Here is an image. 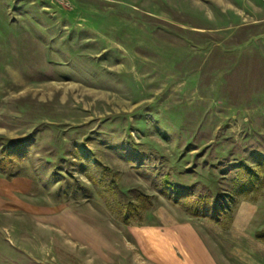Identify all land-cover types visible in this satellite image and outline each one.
<instances>
[{"label":"rangeland","instance_id":"1","mask_svg":"<svg viewBox=\"0 0 264 264\" xmlns=\"http://www.w3.org/2000/svg\"><path fill=\"white\" fill-rule=\"evenodd\" d=\"M1 160L31 186L0 214V264H187L184 224L219 264H264V0H0ZM165 177L221 196L222 224ZM141 194L123 225L108 203Z\"/></svg>","mask_w":264,"mask_h":264},{"label":"trees","instance_id":"2","mask_svg":"<svg viewBox=\"0 0 264 264\" xmlns=\"http://www.w3.org/2000/svg\"><path fill=\"white\" fill-rule=\"evenodd\" d=\"M4 160V159H3ZM1 160V163L4 161ZM243 181L239 186L240 193H246L254 188L250 176L251 172H247L243 167ZM164 189L162 195L174 204L181 206L192 217L207 219L216 225H221L224 216L229 212V204L222 201L221 196H215L213 193L197 194L193 188H180L178 185L170 183L169 178L165 177L163 180ZM139 201V202H138ZM138 203L121 204L120 202L113 201L108 203L109 210L116 215L118 220L125 226H130L132 223L141 224L144 222V213L147 211V206L153 205L150 196L141 194L137 197ZM149 210V209H148ZM228 219L233 220L232 217ZM255 238L264 243V230L255 234Z\"/></svg>","mask_w":264,"mask_h":264},{"label":"crops","instance_id":"3","mask_svg":"<svg viewBox=\"0 0 264 264\" xmlns=\"http://www.w3.org/2000/svg\"><path fill=\"white\" fill-rule=\"evenodd\" d=\"M30 186L31 181L27 178H6L0 175V214L10 213L11 211L15 212L18 192H26L27 189H30ZM251 208V205L242 203L240 209L238 210L236 219L234 220L233 226H235L239 213L243 210L253 212L254 210L251 211ZM183 227L191 238V244L190 246H185L183 245L185 243L184 241V243L179 241L180 245L177 242L178 244L176 246L181 247V251L179 250V252L183 253L182 248H184V253L187 251L189 255V260L186 259L184 262L182 261V263L219 264L218 260L212 255L205 240L197 233V231L193 227L186 224H184ZM93 238L95 239V236H93ZM177 250H175L174 247L175 257L178 258L179 255ZM174 264H177V262L175 261Z\"/></svg>","mask_w":264,"mask_h":264}]
</instances>
